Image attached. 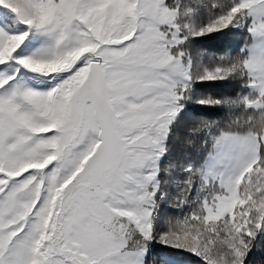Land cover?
Instances as JSON below:
<instances>
[{
    "label": "snow or ice",
    "instance_id": "6c2138e0",
    "mask_svg": "<svg viewBox=\"0 0 264 264\" xmlns=\"http://www.w3.org/2000/svg\"><path fill=\"white\" fill-rule=\"evenodd\" d=\"M229 29L238 55L193 56ZM204 82L238 86L195 98L226 123L190 129L203 156L173 164ZM165 204L187 215L161 230ZM257 237L264 0H0V264H147L153 241L246 264Z\"/></svg>",
    "mask_w": 264,
    "mask_h": 264
},
{
    "label": "trees",
    "instance_id": "16d2710c",
    "mask_svg": "<svg viewBox=\"0 0 264 264\" xmlns=\"http://www.w3.org/2000/svg\"><path fill=\"white\" fill-rule=\"evenodd\" d=\"M228 2V0H224ZM192 53L196 56L197 52H203L207 58H218L220 56H232L239 53V49L245 43V33L234 30H226L223 33H213L204 37L194 38L192 41ZM238 90V86L231 82H204L195 87L194 99L199 95L213 97L216 99L225 95H233ZM226 115L223 109L210 106L199 105L191 102L187 104L185 112L178 117V123L175 131L178 139L173 142L171 155L169 160L173 164L188 163L190 161L200 162L203 152L201 144L202 136L189 137L188 131L192 128L199 127L202 122L208 121L220 125L226 123ZM192 140L191 145L186 141ZM179 175V173L177 174ZM162 213V214H161ZM186 213L184 210L173 208L171 205H162L160 215L168 216L176 221L182 220V215ZM260 237H257V240ZM159 247L156 246V250ZM147 264H170L153 261L151 256L147 257Z\"/></svg>",
    "mask_w": 264,
    "mask_h": 264
},
{
    "label": "rangeland",
    "instance_id": "374dc122",
    "mask_svg": "<svg viewBox=\"0 0 264 264\" xmlns=\"http://www.w3.org/2000/svg\"><path fill=\"white\" fill-rule=\"evenodd\" d=\"M221 33H223V32H221ZM236 55H238V54H235L232 56L234 57ZM199 97H206V96L199 95L197 98H199ZM193 103H195V99L193 100ZM189 104H191V103H189ZM195 104H197V103H195ZM183 112H185V109ZM183 112H181V113H183ZM181 113H180V115H181ZM185 215H187V212L184 213L181 218L183 219V217ZM168 220H171L172 223L176 222V220L174 218L171 219L168 216L160 215V222L158 224V227L161 230H163L165 225L167 224ZM216 223H220V222H216ZM257 241H258V243H257L256 247H254L252 249V251L248 254V257L246 259V264H264V237H260ZM156 246L159 247V249L156 250ZM149 255L151 256V259L153 261H155V259H156V261L159 263L160 262L166 263V261H167L170 264H203L202 260L199 257L195 256L194 254H192L190 252L180 250V249H173L170 247H166L163 244L155 242V241H153L149 245L148 256Z\"/></svg>",
    "mask_w": 264,
    "mask_h": 264
}]
</instances>
